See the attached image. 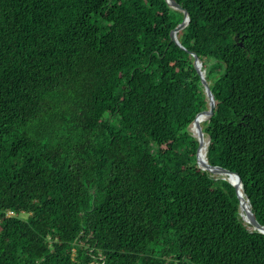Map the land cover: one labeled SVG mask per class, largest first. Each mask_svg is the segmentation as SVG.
Here are the masks:
<instances>
[{"label": "trees", "instance_id": "16d2710c", "mask_svg": "<svg viewBox=\"0 0 264 264\" xmlns=\"http://www.w3.org/2000/svg\"><path fill=\"white\" fill-rule=\"evenodd\" d=\"M174 1L0 0V264H264V0Z\"/></svg>", "mask_w": 264, "mask_h": 264}, {"label": "water", "instance_id": "95a60500", "mask_svg": "<svg viewBox=\"0 0 264 264\" xmlns=\"http://www.w3.org/2000/svg\"><path fill=\"white\" fill-rule=\"evenodd\" d=\"M168 2V4L173 7L174 9L180 11L183 13V22L178 25L172 32H171V40L178 46H180L181 48L184 49V47L181 45L180 41L178 40V37H177V34L179 32H181L182 30H184L189 22H190V16L188 14V12L183 9L178 3H176L174 0H166ZM190 54L194 57V67H195V70L197 72V74L199 75L200 79H201V83L205 89V93H206V96H207V99L209 101V106L206 107L205 109L199 111L192 123V125H196V128H197V132H198V138L197 140L199 141V146L198 148L200 147L201 143L204 141V132H203V129H202V126L200 124V121H199V117L201 116L202 113L206 112L208 113L209 117L213 114L214 112V108H215V98H214V95L211 91V88H210V85L208 83V81L206 80V76H205V71H202V63L200 62V60L198 59L197 55L194 53V52H190ZM208 117V118H209ZM208 143H209V140H208ZM197 148V149H198ZM196 158H197V162L200 166L201 169L203 170H207L215 175H219V176H222L224 174H230V175H234L236 176V180L233 182V181H230L228 180L234 187H235V190H236V193L238 195V198L240 200V207H241V211L242 210V205H243V198H242V194L240 193L239 189H238V186H241L242 190H243V185H242V179L240 177L239 174L233 172V171H229V170H226V169H223L221 167H218V166H212L208 163L207 160H203L202 162L200 161L198 155H197V150H196ZM243 194H244V191H243ZM246 199V198H245ZM247 203L249 204V200L246 199ZM249 210L247 212V215L249 217V225L253 227L254 230H257L261 233L264 234V226H261L258 221L256 220L255 216H254V213L252 212V209H251V206L249 204ZM242 219H243V213H242ZM244 220V219H243ZM245 222V221H244Z\"/></svg>", "mask_w": 264, "mask_h": 264}, {"label": "bare ground", "instance_id": "6f19581e", "mask_svg": "<svg viewBox=\"0 0 264 264\" xmlns=\"http://www.w3.org/2000/svg\"><path fill=\"white\" fill-rule=\"evenodd\" d=\"M208 117H209L208 113L201 114V116L199 117L200 124H202V122L206 121L208 119ZM192 127H193V131H194L195 136L198 138L199 135H198V132H197L196 125L194 124V125H192ZM203 142L200 145V153H199V159H200L201 162L203 160H207L206 153H207L208 141L204 138V141ZM201 152H202V155H201ZM222 176L224 178H227L230 181H233V182L236 180V176H234V175L224 174ZM238 189H239L240 193L242 194V198H243V205H242L243 219L245 221H247L246 224L249 225V220L250 219H249V217L247 215V212L250 209L249 208V204L247 203L246 199L244 198V194H243V190H242L241 186H238Z\"/></svg>", "mask_w": 264, "mask_h": 264}, {"label": "rangeland", "instance_id": "374dc122", "mask_svg": "<svg viewBox=\"0 0 264 264\" xmlns=\"http://www.w3.org/2000/svg\"><path fill=\"white\" fill-rule=\"evenodd\" d=\"M9 215H13L12 213H10ZM24 217H26L25 215H24ZM245 221V220H244ZM247 223V221H245V224Z\"/></svg>", "mask_w": 264, "mask_h": 264}]
</instances>
